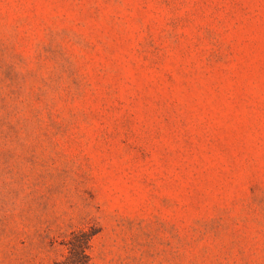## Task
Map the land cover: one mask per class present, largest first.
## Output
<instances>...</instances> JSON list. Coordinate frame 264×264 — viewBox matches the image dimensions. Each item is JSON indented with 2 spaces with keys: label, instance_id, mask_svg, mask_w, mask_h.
<instances>
[{
  "label": "rangeland",
  "instance_id": "374dc122",
  "mask_svg": "<svg viewBox=\"0 0 264 264\" xmlns=\"http://www.w3.org/2000/svg\"><path fill=\"white\" fill-rule=\"evenodd\" d=\"M264 264V0H0V264Z\"/></svg>",
  "mask_w": 264,
  "mask_h": 264
},
{
  "label": "trees",
  "instance_id": "16d2710c",
  "mask_svg": "<svg viewBox=\"0 0 264 264\" xmlns=\"http://www.w3.org/2000/svg\"><path fill=\"white\" fill-rule=\"evenodd\" d=\"M92 236L93 233L83 229L72 231L65 241L67 254L55 264H90L89 250Z\"/></svg>",
  "mask_w": 264,
  "mask_h": 264
}]
</instances>
